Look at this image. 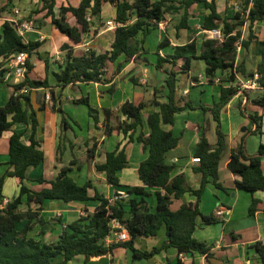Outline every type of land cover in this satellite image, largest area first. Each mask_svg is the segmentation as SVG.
I'll list each match as a JSON object with an SVG mask.
<instances>
[{"label":"trees","instance_id":"obj_1","mask_svg":"<svg viewBox=\"0 0 264 264\" xmlns=\"http://www.w3.org/2000/svg\"><path fill=\"white\" fill-rule=\"evenodd\" d=\"M57 0H42V6L34 14L47 11L46 17H51L52 25L62 34L69 37L72 44H81L87 33L94 25V19L100 20L103 7L111 4L116 8L115 39L111 49L104 53L90 50L87 54L76 57L71 45H65L68 50L64 64H60V71L54 73L58 86L65 87L77 83H104V75L108 63H117V72L126 64L133 62L135 65H153L155 69L165 75V84L159 89H154V98L150 102L135 104L127 101L121 106V113L127 120L119 123L117 127L107 126V134L120 131L129 136V141L134 140L135 134L143 126V110L154 106L157 111L148 116L151 128L150 135L140 132L136 138L148 152V157L140 164L138 175L141 186H126L127 197L116 194L112 201L98 192L91 196L93 189L91 182L79 185L71 176V167H63L51 188L40 191L33 190L25 184L28 169L38 167L45 161V153L39 149L37 141L33 138L29 145L25 144L23 135L14 132L10 139V170L8 175L20 180V195L3 205L4 198L1 194L2 179L0 180V264H68L77 256L83 255L86 263L93 257H102L114 254L115 249L126 248L132 252L133 258L151 259L155 255L171 248L178 254H201L207 259L214 256L212 245L197 240L194 233L199 218L205 224L220 223L214 215H205L200 210V201L209 183L217 188H223L219 183V166L222 154L226 147L227 136L223 131L221 115L232 99L240 93L235 83L240 76L251 78L259 75L263 93L255 99V104L264 107V39L256 36L255 27L264 22V0H245L240 11L232 18L223 17L219 11L216 0H82L75 6L62 7L59 17L56 16L55 7ZM197 4H203L209 14L205 17L202 28L204 30H221L223 39L206 37L201 47L192 39L183 46H177L173 54L162 56L160 51L170 45L164 38L158 45L156 62L153 64L146 56L148 50L145 45L147 38L158 29L167 15H182L177 30L189 28L188 19L190 9ZM75 17V23L67 20V15ZM32 17V16H31ZM89 18L91 20H89ZM32 19V18H31ZM29 20L35 25V22ZM248 29V37L243 38V29ZM255 45V51L260 61L256 72H248L246 63H237L238 50H250ZM40 47L39 42L25 43L17 30L9 23L4 22L0 32V70L7 71L6 65L10 58L20 52H28L29 56ZM123 58V59H122ZM122 59V61H121ZM194 60L204 61L206 64L205 76L208 84H214L219 75L228 74L222 80L220 98L213 106H203L204 111H210L216 122L217 145L213 146L207 138V131L201 130L200 140L195 148L194 156L201 162L195 169L202 174L201 187L193 190L187 185L183 175L172 178L174 165L167 162V153L175 149L180 142L172 130L164 129L165 126H174L175 116L186 109H195L187 102L180 106L177 101L179 76L189 75ZM29 72L33 68L28 61ZM28 72V73H29ZM198 82V78H192ZM133 83L138 80L133 78ZM29 86L32 89L49 88L48 79L44 81L26 80L13 86V94L4 107H0V137L16 123H28L32 118L33 126L37 124L36 114L33 111L29 116L31 99L29 95L20 94L19 91ZM164 99V102L161 100ZM89 108L90 115L97 120V110L92 108L88 98L77 101ZM41 109L45 108L44 101ZM61 111V110H60ZM62 112V111H61ZM107 118L110 111H106ZM257 125V132L262 130V119L251 116ZM109 119V118H108ZM94 150L89 151L93 155ZM264 159V144L260 145L257 155H248L244 142L240 143L231 154L228 164L229 170L235 177L238 190L251 194L264 191V172L262 160ZM128 165L126 150H116L106 154L104 164H98L97 170L106 174L107 182L115 187H121L119 173ZM43 183L45 180H39ZM150 189H157L152 193ZM191 192L197 197L195 203L183 204L178 210L171 208L174 199H180L185 193ZM27 200L24 202L23 197ZM155 196L156 204L153 206L150 199ZM48 200H60L66 203L92 200L100 201V206L93 214L80 217L77 221L65 227L59 241L47 244L28 237L33 228V222L44 223L40 218L43 204ZM39 205V211H33V205ZM23 205L27 206L22 211ZM258 200L254 199L249 214L257 211ZM26 221L23 231H18L16 225ZM114 221L119 222L129 233L126 241L107 242V239L120 230L115 228ZM162 227L166 228L167 240L160 248L143 251L136 247L139 237H157ZM261 264H264V242L253 244ZM64 259L57 262L59 257ZM179 264H183L179 262Z\"/></svg>","mask_w":264,"mask_h":264},{"label":"crops","instance_id":"obj_2","mask_svg":"<svg viewBox=\"0 0 264 264\" xmlns=\"http://www.w3.org/2000/svg\"><path fill=\"white\" fill-rule=\"evenodd\" d=\"M16 5V9L21 10L25 18H34L35 32L29 36L30 42H39L40 47L29 56L28 61L33 68L28 73L30 80L50 82L49 88L33 90L30 94L31 108L28 111L29 116L34 111L37 124L34 127L32 118L28 123H16L12 129L7 130L0 137V180L2 179L1 194L4 199L10 202L20 195V180L8 175L10 170V139L14 132L21 133L25 144L29 145L34 138L45 153V161L38 167L30 168L27 171L25 184L33 189L40 191L51 188V183L59 174L63 167H71L70 176L79 184L84 185L91 182L93 189L90 190L91 196L96 192L109 199H114L116 194H125L123 189L133 186H141L143 183L139 179L138 169L140 164L148 157V152L143 150L142 144L136 139L140 132L146 136L150 135L151 128L148 124V116L157 109L148 105L142 112L143 126L135 134L134 140L129 141V136L123 132L117 131L112 135L107 134V126L117 127L119 123L127 118L122 115L121 106L127 101L139 104L141 102H150L154 98V89H161L165 82V75L157 71L153 65L145 64L135 65L130 62L117 72V63H108L104 83H77L65 87L58 86L54 73L60 71V64H64L68 50H64L65 45H71L74 50V56L81 57L87 54V50H94L97 53H104L111 49L115 39L114 28L108 26V22H116V8L107 4L103 7L100 20L94 19V25L89 33L86 34L81 44L74 45L68 36L60 33L51 23V17H46L47 11L40 14H33L42 6V0H0V32L2 33L3 24L13 15L8 5ZM82 0H57L55 7L56 16L59 17L60 9L69 5L77 7ZM218 11L223 17L232 18L241 8L245 0H216ZM14 8V9H15ZM15 9V10H16ZM14 10V11H15ZM209 10L203 4L194 5L190 9L188 19L189 28L177 30L182 15H167L166 19L160 23L146 42L148 53L146 56L154 64L156 62V52L160 42L167 38L170 45L160 51L162 56L173 54L177 46H183L192 39L198 42L201 47L202 36L207 37L206 30L202 28L205 17ZM32 16V17H31ZM69 23H75V17L72 14L67 15ZM264 23V22H263ZM260 23V24H263ZM257 26V25H256ZM256 29V27H255ZM44 39H41V38ZM154 38V40L152 39ZM204 38V37H203ZM244 38V35H243ZM260 38V37H259ZM245 39V38H244ZM264 39V38H260ZM255 45L250 47L252 58L255 62L250 72H256L260 58L255 51ZM241 51V50H240ZM238 53L237 63L245 61L248 52ZM123 59V58H122ZM121 59V61H122ZM1 60V59H0ZM194 62H203L198 64V73L194 72ZM246 63V62H245ZM7 71L0 70V107H4L13 94V86L16 84L10 75V63L6 65ZM206 64L201 60H194L193 67L189 75L179 76L177 101L180 106L190 102L195 109H186L179 114L191 115L192 112L201 113L206 119V125L197 123L193 125L185 122V128L194 129L191 142L197 146L201 130L208 128L209 131L215 128V132H207V138L211 145H217L216 122L210 111H204L203 106L211 107L219 101L221 82L208 84L205 76ZM3 71V74L1 73ZM133 78L138 80L139 85L133 83ZM192 78H198V82L193 86H188ZM246 79L245 77H243ZM220 81V79H217ZM241 80V79H240ZM152 82L154 85L152 86ZM148 85L146 87L145 85ZM189 88V93L182 98L184 90ZM199 94L193 99L194 92ZM207 92L208 97L204 94ZM263 93L262 90H250L247 93L240 91L222 112L221 122L224 133L227 136L226 147L222 154L219 166V183L223 188H217L213 183H209L200 201V210L205 215H214L220 220V223L205 224L201 218L197 221V228L194 236L201 242L212 245L214 256L207 259L205 255L191 254L185 258H180L176 249L171 248L163 251L151 259L133 258L132 252L126 248L115 249L114 254L102 257H93L86 263L83 255L77 256L68 264H261L253 244L258 241L264 242V191H257L251 194L236 188L235 177L229 170L228 164L231 154L235 148L244 142L248 155H257L260 145L264 144V107L255 104V99ZM204 94V96H202ZM245 94V95H243ZM41 95V98L39 96ZM50 95L51 99L46 100ZM45 108L41 109V102L44 101ZM82 98H88L92 108L97 110V120L90 115L89 108L77 101ZM165 100L162 99L161 102ZM82 106L86 108H82ZM62 112H61V111ZM110 111L107 118L106 111ZM251 116H257L262 119V130L257 132V125ZM200 120V117L197 118ZM205 125V126H204ZM244 127L246 129L244 130ZM164 129L172 130L174 126H165ZM184 133L180 132L179 145L167 153V162L173 164L174 171L172 178L183 175L187 185L193 190H198L202 183V174L195 171L198 163L193 162L194 152L188 154L180 153ZM119 147V150L125 149L128 156V165L120 173L121 187H115L107 182L106 174L97 170L98 164H104L106 154ZM93 155H89L90 150H94ZM262 170L264 172V159L262 160ZM45 181L41 183L39 180ZM152 193L157 189H150ZM258 200L257 211L251 215L249 208L253 200ZM26 202L27 197H23ZM197 197L191 192L185 193L180 199H174L171 205L173 210H178L183 204L195 203ZM153 206L156 204L155 196L150 199ZM100 206V201L92 200L88 202H70L66 203L60 200H48L43 204L40 211V218L44 223L33 222V228L28 233L29 238L42 241L47 244L57 243L65 230L66 226L77 221L80 217L93 214ZM22 211L27 210L23 205ZM33 211H39V205L32 206ZM224 210V214L219 212ZM26 221L16 225L18 231H23ZM167 240L166 228L162 227L157 237H139L136 241V247L143 251H151L154 248H160ZM117 241L116 233L107 239L108 243ZM61 256L57 262L62 261Z\"/></svg>","mask_w":264,"mask_h":264},{"label":"built area","instance_id":"obj_3","mask_svg":"<svg viewBox=\"0 0 264 264\" xmlns=\"http://www.w3.org/2000/svg\"><path fill=\"white\" fill-rule=\"evenodd\" d=\"M89 20H91V19L89 18ZM7 22H9L17 30L18 34L22 37V39L25 43L30 42L29 36L31 33L35 32V27L32 24V22L29 20V18H25L23 16L21 10L16 9L14 11L13 16L11 18H9L7 20ZM107 24H108V26H112L114 28L117 26V23L111 22V21L108 22ZM206 34H207V37H209V38L218 39V40L223 39V34H222L221 30H217V29L210 30V31L206 30ZM41 39H44V38L42 37ZM89 51H90V49L87 50L86 52L88 53ZM28 59H29V54H28V52H25V51H20V52L14 54L10 58V61H9V63H10V75L16 84H20V83L24 82V80H26V78L28 76V72H29ZM216 82H219V80H216ZM194 83H196V82L191 79L189 81L188 86L189 87L193 86ZM239 87H240L241 91H243V92L244 91H250V90H262L261 84L259 83V75L255 74L253 77H251L248 80H242L240 82ZM33 90L36 91V89H32L29 86H25L19 91V93L23 94V95H29V94H31V92H33ZM188 93H189V88L184 90L185 95H188ZM50 99H51V96L47 95L46 100H50ZM193 162L199 164L201 162V160H200V158L195 157V158H193ZM9 202L10 201L8 199H4L2 206L8 204ZM219 214L223 215L224 210H221L219 212ZM113 225L115 228L120 230L118 233H116L117 241H126L129 239L128 231L119 222L114 221ZM179 256H180V258H185L187 255L186 254H180Z\"/></svg>","mask_w":264,"mask_h":264},{"label":"rangeland","instance_id":"obj_4","mask_svg":"<svg viewBox=\"0 0 264 264\" xmlns=\"http://www.w3.org/2000/svg\"><path fill=\"white\" fill-rule=\"evenodd\" d=\"M9 6H10V10H11V13H12V15L14 14V10L16 9L15 7H16V5L14 4H12V1H10V3L8 4ZM15 8V9H14ZM241 8H242V6H241ZM241 8H238V10H236V11H240L241 10ZM31 19V18H30ZM32 21H35L34 20V18L32 17V19H31ZM255 34H256V36L257 37H260V38H264V23L263 24H257V26H256V29H255ZM243 34H244V38L246 39L247 37H248V29L245 27L244 29H243ZM204 37V38H203ZM153 40H154V38H152ZM205 39V36H202V38H201V41H203ZM241 50V51H240ZM239 52H241V53H239ZM248 52V54H247V57H246V59H244L245 60V62H246V68H247V71H251L253 68V65H255V62H254V60H253V58H252V54H251V52L250 51H247ZM238 53L239 54H241L240 56H241V58L243 57L242 56V54H245V52H244V49L243 48H240L239 50H238ZM196 63H198V64H201V65H203L204 63L203 62H196ZM195 62H194V72L195 73H198V65L196 64ZM228 77V74L227 73H225V74H222V75H219V79H220V81L219 82H221L222 83V80L223 79H226ZM241 79V80H240ZM248 79H250V78H246V79H244L242 76H240V78L238 79V81L235 83V86H237L238 88H239V90L241 91V89H240V82L242 81V80H248ZM154 85V83L152 82V86ZM146 87H148V85L146 84L145 85ZM248 91H244V93H247ZM199 94V92L198 91H196V92H194V94H193V99H195V96L196 95H198ZM207 97H208V99H209V96L207 95L208 93L207 92H205L204 93ZM204 94L202 95V96H204ZM243 95H245V94H243ZM184 96H187V95H185L184 94V92L182 93V98H185ZM82 108H86V107H84V106H82ZM198 117H200V120H197V118ZM189 120V122L190 123H192L193 125H196L197 123H202L201 125H203V124H205L206 125V119H205V117L202 115V112L200 113H195V112H192L191 113V115L189 116V115H187V113H185L184 115L183 114H179L178 116H177V118L175 119V130H174V132H177L178 133V136H180V135H182V134H180V132H185L184 133V140H182V149H181V151H180V153H182V154H188L189 152L191 153V152H194L195 151V148H196V146H195V144H193L192 142H191V140H192V138H193V132H195L194 131V129H191V128H185V126H186V124H185V122L186 121H188ZM204 125V126H205ZM246 129V127H244V130ZM204 130H206L207 132H215V128L214 129H211V131H209V129L208 128H204ZM189 153V154H190ZM126 188H124L123 189V193H125V194H122L123 196H125V197H127V194H126Z\"/></svg>","mask_w":264,"mask_h":264},{"label":"water","instance_id":"obj_5","mask_svg":"<svg viewBox=\"0 0 264 264\" xmlns=\"http://www.w3.org/2000/svg\"><path fill=\"white\" fill-rule=\"evenodd\" d=\"M3 74V71L1 72ZM39 98H41V95L39 96ZM191 255V254H190Z\"/></svg>","mask_w":264,"mask_h":264}]
</instances>
